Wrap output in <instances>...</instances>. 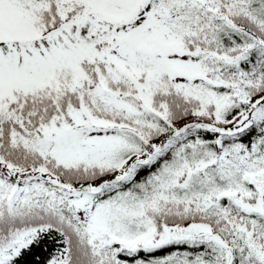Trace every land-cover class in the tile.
Listing matches in <instances>:
<instances>
[{
	"label": "snow or ice",
	"instance_id": "obj_1",
	"mask_svg": "<svg viewBox=\"0 0 264 264\" xmlns=\"http://www.w3.org/2000/svg\"><path fill=\"white\" fill-rule=\"evenodd\" d=\"M0 264H264V0H0Z\"/></svg>",
	"mask_w": 264,
	"mask_h": 264
}]
</instances>
